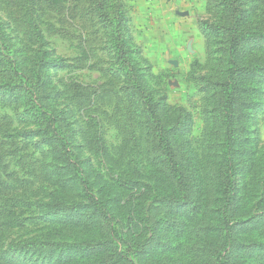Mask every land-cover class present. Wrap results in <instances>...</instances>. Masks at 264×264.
Masks as SVG:
<instances>
[{
	"label": "rangeland",
	"instance_id": "374dc122",
	"mask_svg": "<svg viewBox=\"0 0 264 264\" xmlns=\"http://www.w3.org/2000/svg\"><path fill=\"white\" fill-rule=\"evenodd\" d=\"M0 146V264H264V0H0Z\"/></svg>",
	"mask_w": 264,
	"mask_h": 264
},
{
	"label": "trees",
	"instance_id": "16d2710c",
	"mask_svg": "<svg viewBox=\"0 0 264 264\" xmlns=\"http://www.w3.org/2000/svg\"><path fill=\"white\" fill-rule=\"evenodd\" d=\"M1 144H2V146L4 145V143H1ZM6 197H7V195L5 194L4 185L0 182V203H3V201L6 199ZM2 207L3 206H0V208H2Z\"/></svg>",
	"mask_w": 264,
	"mask_h": 264
}]
</instances>
